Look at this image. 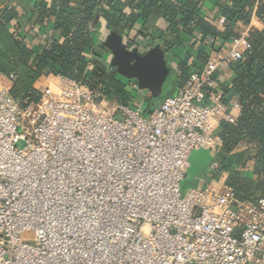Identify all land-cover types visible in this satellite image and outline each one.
I'll use <instances>...</instances> for the list:
<instances>
[{
  "label": "built area",
  "instance_id": "1",
  "mask_svg": "<svg viewBox=\"0 0 264 264\" xmlns=\"http://www.w3.org/2000/svg\"><path fill=\"white\" fill-rule=\"evenodd\" d=\"M249 47L239 30L149 111L59 77L21 108L15 76L0 82V264H264V199L236 200L216 164L180 195L190 154L217 153L218 123H235L220 84Z\"/></svg>",
  "mask_w": 264,
  "mask_h": 264
},
{
  "label": "trees",
  "instance_id": "2",
  "mask_svg": "<svg viewBox=\"0 0 264 264\" xmlns=\"http://www.w3.org/2000/svg\"><path fill=\"white\" fill-rule=\"evenodd\" d=\"M11 3L0 2V77L15 76L9 93L21 108L39 102L49 77L74 81L97 103L132 106L136 84L105 60L102 31L122 36L128 49L138 47L136 39L159 44L176 74L174 92L210 52L223 51L239 27L245 29L250 47L229 64L230 84H220L241 108L234 124L218 123L216 171L236 200L264 199V0H34L24 16ZM221 16L225 23L219 26ZM197 41L202 51L192 64L170 53Z\"/></svg>",
  "mask_w": 264,
  "mask_h": 264
},
{
  "label": "water",
  "instance_id": "3",
  "mask_svg": "<svg viewBox=\"0 0 264 264\" xmlns=\"http://www.w3.org/2000/svg\"><path fill=\"white\" fill-rule=\"evenodd\" d=\"M101 44L110 55L109 66L120 77L134 81L137 90L147 92L153 101L164 98L173 85L176 74L168 66L166 52L159 44L147 50L138 47L128 49L122 36L115 32L107 33Z\"/></svg>",
  "mask_w": 264,
  "mask_h": 264
},
{
  "label": "crops",
  "instance_id": "4",
  "mask_svg": "<svg viewBox=\"0 0 264 264\" xmlns=\"http://www.w3.org/2000/svg\"><path fill=\"white\" fill-rule=\"evenodd\" d=\"M9 0H0V2H8ZM12 3L11 5H13L14 7L17 8V10L20 12L21 16H24V13L26 14L28 12V10L31 9L34 0H11ZM46 3L49 2V0H44ZM211 9V8H210ZM213 11V8L211 9ZM252 26L257 28V29H262V24L256 20L252 21ZM242 27H239V30H242ZM134 35V33H132L131 37ZM105 37V33L104 31H102L101 35L99 38H101L102 40ZM36 42V41H35ZM38 43V42H36ZM136 43L138 44V48H140L141 50H147L150 47H152L147 40H142V39H136ZM186 45V44H185ZM182 47L181 49H172V51H170V53H176L177 57L181 58L183 60V62L187 63V64H192L194 59L196 58V52L202 51V44L200 42H194V46L192 48H188L187 46ZM212 53V52H210ZM209 53V55H210ZM105 60L109 63L110 60V55L106 56ZM5 78L0 77V82L4 81ZM48 83V81H46ZM149 94L145 91L142 92V94L140 93L136 98H146L149 99ZM197 158V165H196V170L194 173V181H193V185L191 189H196V188H207V187H211L212 186V181L213 179H218V175L216 174L215 176H212L210 179H207L206 177H208V173L209 171L213 170L215 168V164L217 162V160H213L210 156V152L208 151H204V150H199V151H193L188 159V170L186 173V176L184 178V180L181 182L183 183L185 181V179L187 178V174L189 172V170L191 169V158ZM181 186V185H180Z\"/></svg>",
  "mask_w": 264,
  "mask_h": 264
},
{
  "label": "rangeland",
  "instance_id": "5",
  "mask_svg": "<svg viewBox=\"0 0 264 264\" xmlns=\"http://www.w3.org/2000/svg\"><path fill=\"white\" fill-rule=\"evenodd\" d=\"M3 82H5V81H2V83ZM174 92H173V85H172L169 88V90L166 92L164 98L173 95ZM164 98H162V100H160V101H156L157 102L156 105L159 106L160 103L163 101ZM149 99H146V98H143V99L142 98H139L138 99V98H136L135 101L138 103L141 100L142 101V103L140 104L141 105V108H142V110L146 111L148 108L149 109H152L151 104L148 102ZM112 104L113 103H110L109 102L107 106L108 107H111ZM210 156H211V158L213 160H217V157H216V153L215 152H210ZM196 165H197V158L192 157L191 158V169L189 170V172L187 174V178L185 179V181L183 183H181V186H180V195L182 197L185 196V194L192 188L193 181H194V173H195V170H196L195 169L196 168Z\"/></svg>",
  "mask_w": 264,
  "mask_h": 264
}]
</instances>
